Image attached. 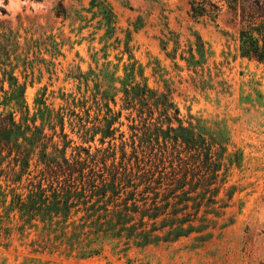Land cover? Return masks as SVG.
Segmentation results:
<instances>
[{"label": "rangeland", "instance_id": "rangeland-1", "mask_svg": "<svg viewBox=\"0 0 264 264\" xmlns=\"http://www.w3.org/2000/svg\"><path fill=\"white\" fill-rule=\"evenodd\" d=\"M190 1L0 0V114L11 112L21 121L12 96L18 95L13 84L23 87L28 120L35 117V126L51 138L46 153H52L51 143L59 150L66 144L65 159L91 161L106 179L113 164L134 186L122 192L134 191L139 207L156 194L157 206L167 203L170 213L182 192L199 195L194 202L200 204L182 227L197 231L145 246L106 238L93 244L96 254L81 256L45 223L26 221L11 205L14 195L25 197L29 181H39L36 149L30 175L19 183H12L19 171L12 157L0 164V264H264V66L240 57L241 24L224 1L212 0L219 7L215 20L192 17ZM142 87L168 94L181 126L200 135L214 165L208 167L203 149L189 151L174 141L173 132L164 138L152 133L153 126L146 131V113H138L136 100L134 109L128 107L125 98ZM60 113L65 140L55 118ZM48 116L53 130L45 124ZM106 116L115 117L117 131L101 144L97 129ZM157 116L153 111L152 123ZM170 127L177 130L178 123L172 120ZM194 202L176 205L187 206L176 217L192 214ZM84 215L71 211L66 236L70 223ZM163 220L155 219V226Z\"/></svg>", "mask_w": 264, "mask_h": 264}, {"label": "trees", "instance_id": "trees-1", "mask_svg": "<svg viewBox=\"0 0 264 264\" xmlns=\"http://www.w3.org/2000/svg\"><path fill=\"white\" fill-rule=\"evenodd\" d=\"M221 1H224L232 14L239 18L241 24L238 32L240 57L264 66V0ZM246 1H252V6H243L242 4ZM189 5L192 17L207 16L211 20H215L219 13V7L212 0H191ZM56 15L58 16L59 13L57 12ZM13 86L18 90V95L15 98L12 96L13 102L19 113L22 114V118L17 123L14 121L11 112L3 116L0 114V156L5 153L3 158L0 157V164L4 159L12 157L13 168L17 164L19 165V171L12 183H19L21 176L25 173L28 176L30 175L28 168L36 149H38V160L34 164V169L38 168V164L42 166L39 170V181L33 183L31 180L25 187V197L14 195L11 200V205L18 210L21 218H25L26 221L38 219L40 222L45 223L47 230L54 234L55 239L59 241L64 239L70 249L80 250L81 256L96 254L98 250L93 244L106 238L124 239L126 241L125 245L128 241H132L137 246H145L150 243H157L160 240H175L193 230H198L192 229V227L182 229V227L190 222L191 215L195 216L197 214L200 204L194 201L199 195L195 198H189L187 195L190 192L181 193L179 200L174 205L191 200L194 202V211L192 214H184L181 219H178L176 215L182 214L187 206L183 205L178 210L174 209V206L170 213H166L165 209L168 204L157 206L156 194L150 205L146 206L143 202L141 207L137 206L134 191L122 192L123 188L132 187L133 185L130 184V181H125V175L117 173L113 164L112 168L114 170L109 169V178L106 179L101 174H96L93 168H90L91 161L88 165L86 159L83 161L75 160L72 163L65 159L64 149L66 144L59 150L57 144L51 143L52 153H46L45 150L48 142H51V138L46 139V136L42 133V128L35 126V117L28 120L27 109L22 100L23 87H16V84H13ZM132 91L134 92L133 96L125 95L126 104L134 109L131 103L136 100L140 106L137 109L138 113H146V118L143 121L146 131H150V127L153 126L152 133L156 136L161 134L164 138H168L169 133L173 132L174 141L178 138L180 143L189 151L193 150L200 153L203 149L205 162L210 161L208 167L211 164L214 165V163H211L212 157L209 156L210 149L204 145L200 135H195L191 126H188V128L181 126L178 111L169 101L168 94L156 96L154 93L147 91L145 87L135 88ZM104 107L107 114H110L109 108L106 105ZM22 109L25 110L26 114ZM156 110L158 116L152 123L153 111ZM38 112L42 115L41 109ZM55 118L58 119L60 137L65 140L63 116L60 113ZM172 120L178 123L177 130L170 127ZM53 121L49 116L45 119V124L50 130L55 128ZM114 122L115 117L106 116L104 118V128L97 129V132H101L99 140L101 144L106 138L113 139V134L117 131L112 128ZM163 125H166L165 131L162 130ZM80 130L85 134L89 132L83 125H80ZM217 171V167L214 166L209 184L214 182ZM124 182L126 184H123ZM121 184L123 186L120 187ZM183 186L184 184L180 183L178 188ZM171 193L169 192L164 196L163 201L168 200ZM122 194H125L123 199H121ZM71 211L74 215L80 211L84 212L85 215L78 219V224L70 223L71 233L66 236L65 230L68 227L67 221ZM160 216H164V220L159 227H156L154 220ZM135 218L137 222H133ZM148 225H150L149 228H147ZM164 228H167V231L163 237L155 234Z\"/></svg>", "mask_w": 264, "mask_h": 264}]
</instances>
